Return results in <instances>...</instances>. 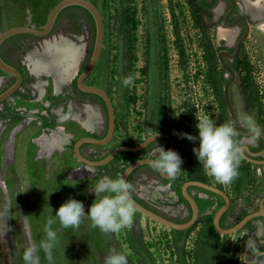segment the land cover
Listing matches in <instances>:
<instances>
[{
    "label": "rangeland",
    "instance_id": "obj_1",
    "mask_svg": "<svg viewBox=\"0 0 264 264\" xmlns=\"http://www.w3.org/2000/svg\"><path fill=\"white\" fill-rule=\"evenodd\" d=\"M58 1L0 0V32L15 25L42 27ZM90 1L102 16L104 37L98 62L86 82L109 93L116 112V128L108 143L87 144L83 153L97 159L119 144L127 141L139 143L150 133L165 130L172 134L175 150L182 159L181 177L191 169L193 175L223 188L235 198L253 197L256 201L259 194H248L246 190L251 191L259 177L264 180L260 164L242 157L240 167L243 170L259 167L256 172H261V175L253 173L249 181L244 180L240 185L235 180L227 185L220 184L205 174L193 153V148L199 147V140L189 141L179 135L188 133L198 137L197 117L206 116L217 125L221 122L220 105L208 80L201 34L195 25L189 0ZM221 1L218 4H221L222 12L214 11L209 19V34L215 47L226 45L233 49L242 24L228 26L223 22L225 1ZM237 1L234 14H249L250 30L241 42L239 56L226 59L235 72L229 86L230 99L239 124L249 130L245 122L248 117L264 133V18L251 14V10L253 13L263 11L264 0ZM62 35L83 46L74 78L71 81L65 78L71 91L78 71L87 63L93 48L95 26L87 13L65 10L47 38L19 35L21 53L27 55L36 49L41 51L43 41ZM21 59L24 61L21 70L25 79L21 90L28 98H21L15 109L20 117L9 119L10 113L0 119V264H24L25 248L33 243L39 245L44 237L43 227L47 218H55L62 203L70 198L76 199L83 203L87 213L96 198L90 187L105 176L117 178L114 166L121 172L126 160L138 157V153L121 152L114 164L101 167L87 166L76 158L72 151L75 139L84 135H101L106 130L107 115L96 98L95 106L80 100L68 102L64 108L56 106L63 114L56 125L68 136L62 148L42 154L36 139L42 134L50 135L58 128L43 127L33 110H46L44 103L57 96L52 91L51 77L43 76L50 81L46 85L45 97V85H30L35 71L31 70L26 57L21 56ZM246 64L251 69L257 90L258 101L254 104L247 101L244 92L242 79ZM128 76L132 77V83L126 86L123 81ZM216 77L224 87L229 74L220 63ZM131 97L135 99L130 101ZM86 106L97 109L96 123L87 121L83 111ZM71 112L78 118L75 119ZM81 121H85L86 126ZM229 121L235 128L230 115ZM124 124L128 128L127 133ZM236 132L234 139L238 145L242 141L255 140L258 143L257 136L245 137ZM144 153L146 151L141 152ZM153 184L141 179L140 175L133 178L136 195L144 204L158 210L161 205L157 202L158 191L152 187ZM143 186H148V190L142 189ZM192 191L201 215L186 230L169 228L139 211L134 215L132 227L119 233L104 234L99 228L91 227L87 215L78 228L63 229L57 222L53 228L57 231L59 243L53 249V264H104L111 249L126 254L128 264H241V253L250 238L239 243L235 235L214 230L212 218L223 202L222 197L200 187L194 186ZM178 209L176 212L168 208L163 210L168 215L185 218L189 212L186 201H181ZM36 255L39 264H49L43 250Z\"/></svg>",
    "mask_w": 264,
    "mask_h": 264
},
{
    "label": "flooded vegetation",
    "instance_id": "obj_2",
    "mask_svg": "<svg viewBox=\"0 0 264 264\" xmlns=\"http://www.w3.org/2000/svg\"><path fill=\"white\" fill-rule=\"evenodd\" d=\"M218 1L222 2L221 0H218ZM224 1H225L224 13H225L226 10L230 7V3L228 2V0H224ZM236 2H237L236 3V5H237L238 1L236 0ZM218 5L219 4H217L214 7V11ZM236 5H235V8H236ZM235 8H234V10H235ZM223 16H224V14H223ZM238 16H246L248 18L247 14H234V11H233L232 15H230V17H229V21L234 20ZM239 23L242 24V29H241V32L239 34V35H241L244 32V22H243V20L240 19L237 22V24H239ZM56 24H57V22H55L53 31L56 27ZM21 45H22V40L20 39L19 36H16V35H13V36L6 38L0 44V57L2 58V60L5 63H7L8 65L14 67L16 70H18L22 74V84H21L20 88L17 89L16 91H14L11 96L7 97L6 99H4L0 103V109H1L0 119H2L5 116V114H10V113L12 114V116L9 117V119L14 118V117H17V118L20 117V115H18L19 112L18 111L16 112L15 109L18 108L17 105L20 102L21 98H24V99L28 98V96L25 95L26 93L22 92V90H21L22 85L25 83L24 74L21 70V63L22 62L24 63V61L21 59V56L26 57V54L22 55V53H21ZM89 58H90V56H89ZM88 61H89V59H88ZM88 61H87V63H88ZM86 64L81 68V70L86 66ZM43 76L51 77L50 81L52 83V91L57 96V97H54L51 100L47 101V103H44L47 107L46 110H42V111H39L38 109L33 110L34 116H37L39 118V121L41 122V125L43 127H46V128H49L50 126L55 127V128L59 127L56 125V122L62 120L63 116H61V115H63V114H60L59 109H58L59 107H56V106H60L61 108H64V104H67L68 102H74L76 100H80L82 103H86L88 105H93L94 103H96V101L94 100L95 97H93V93H86L83 91L80 92L79 91L80 89L77 87L76 81H75L74 85L70 87L71 91H69L68 87H67V81L65 80L64 76L61 79H59L58 83L56 84L55 83L56 82L55 77L57 76V74L55 72H53V71H41L40 73L34 72V74H33L34 81L30 82V85L32 87H41V86L45 85L43 87V89L45 91L44 97H45V95H47V90H48L46 88V85H49L50 81L44 79ZM15 81H16V77L14 76V74H10L0 67V93L4 92L12 84H14ZM96 100H99V99H96ZM100 102L105 109L104 103L102 101H100ZM93 106H95V105H93ZM10 109H12L13 111H11ZM105 112H106V109H105ZM15 115H17V116H15ZM106 115H107V113H106ZM235 128H236V126H235ZM236 130H237V128H236ZM106 131H107V126H106V130L101 135H97V137L104 136L106 134ZM127 131H128V128L125 129V133H127ZM156 132H159V131H156ZM165 132H167V131H165ZM153 133H155V132H153ZM92 136H94V135H92ZM171 136H172V134H171ZM258 139L259 140H258L257 144H256L255 140L246 141L247 144L249 145L251 151H253V152H258L264 148V142L262 141L263 139L260 138L259 136H258ZM173 140H174V138H173ZM246 142L242 141L241 144L246 143ZM87 144H89V143H85L81 146L82 153H83L84 146ZM132 144H136V143H133L131 141H127V142H124L123 144H119V145H132ZM157 144L159 146L163 147L165 150L170 149L168 140L166 138H160V139H157V140L151 142L144 149H142L140 151H136L134 153H138L137 158L149 156L150 153H153L154 150L157 149ZM119 145H117V146H119ZM240 145H239V147H240ZM174 147H175V142H174ZM143 151H146V153L141 154V152H143ZM175 152H176V150H175ZM245 153L248 156H250L251 158H254L256 160L264 159V155H252V154H248L247 152H245ZM105 155H103L102 157H104ZM156 155H158V153H156L155 155H153L151 157L155 159ZM85 156H87V155H85ZM117 156L110 163L114 164ZM242 157L249 162H252L254 164H258V163L251 161V160H248L243 155H242ZM137 158H134L131 160H126L125 165H127L129 162H131ZM93 159H96V158H93ZM97 159H99V158H97ZM260 165L263 167V171H264V164H260ZM259 170H260L259 167L256 168L255 170L254 169L253 170H243L241 167H239V169H238L239 175L235 179V183L240 185V183L244 182V180L249 181L250 178H252L254 176L253 173H256L257 175L258 174L261 175V172H256ZM189 172H190V170H188L187 173L185 174V176H183V177H181L180 172H179L177 174V178L175 180H170L168 177H164L159 172L153 170V168L150 166V164H143V165L137 167L136 169H134L129 174L127 182H129L133 185V178L135 177V175H140L141 179H143L149 183H152V184L157 183L156 185L153 184L152 187H154L158 191L157 202L161 205L158 208V210L144 204L141 201V199L139 198V196L136 195L134 190L131 193L142 204H144L145 206L149 207L150 209L160 213L161 215H163V216H165L171 220H174L176 222H185L191 217L192 210H191L189 203L186 201V199L182 195L181 187H182L183 182L191 179ZM119 174H120V172L115 170V166H114V175L119 176ZM259 178L257 179V181H255L253 183V188L251 189V191L246 190V192L248 194H251V193H258L259 194V197H257L256 201H254L253 197L249 198V199H242L239 197L235 198L231 194H229L225 191L229 196L230 204L220 218V225L223 228H230V227L234 226L235 224H237L242 218H244L249 213L260 210L262 200H263V207H264V191H262V190H264V180L262 179L263 177H259ZM161 185L166 186V189L160 190ZM192 187H194V186L189 187V192H190V194L193 195ZM142 189L147 191L148 186H143ZM181 201H186L187 207L189 209V212L185 218H180V217H178V215L177 216H171V215H168L164 212L163 209H166V208H168L174 212L178 211L179 210L178 206H179ZM236 202L239 204H235ZM223 203H224V199H223V202L221 203V205ZM198 205H199V203H198ZM199 208H200V206H199ZM200 215H201V209H200ZM213 219H214V215L212 218V227L214 228ZM214 230H216V229L214 228ZM226 235H235L236 240L239 243L243 242L247 238H250L251 241H255V246L252 250H249L248 248H246V246L244 247V249L241 253V261H240L241 264H264V214H261L257 217L250 219L247 223H245V225L242 228H240L239 230L235 231L232 234H226Z\"/></svg>",
    "mask_w": 264,
    "mask_h": 264
},
{
    "label": "water",
    "instance_id": "obj_3",
    "mask_svg": "<svg viewBox=\"0 0 264 264\" xmlns=\"http://www.w3.org/2000/svg\"><path fill=\"white\" fill-rule=\"evenodd\" d=\"M219 2L220 1H218L216 4H218ZM228 2L230 3V7L224 13L223 22L228 26H236L237 22L241 19L244 22V32L238 36L235 46L232 51H230L229 48L226 45H224L225 48H221L217 52V57L219 59V62L222 64V66L227 70L229 74V77L224 85L223 93H224L228 111L231 115V118L233 119L234 125L236 126L237 130L243 136L251 137L254 135L250 134L249 130L243 128L239 124L234 108H233V105L231 103L230 94H229V86L235 78V72L226 62V59H234L236 55L238 54L240 50L241 42L247 37L249 33L250 22L246 16H238L234 20L229 21V17L230 15H232L237 2L236 0H228ZM70 5H79V6L84 7L86 10H88V12L91 14L94 20V26H95L94 43H93V48L90 54L89 61L82 70L78 71L76 78H75L77 87L83 92L93 93V94H97L98 96H100L103 100L106 113H107V131L104 136L97 137V136H92V135H84L74 140L73 145H72V151L74 155L76 156V158L87 166L101 167V166L109 164L121 152L140 151L144 149L147 145H149L151 142L157 139H160V138H166L169 142L170 150L175 151L174 140L171 134L165 131H159V132L149 134L139 143L132 144V145L116 146L112 150H110L104 157H101L99 159L89 158L82 153L81 146L85 143H89V144L108 143L113 138L114 133H115V128H116V112H115L114 104L112 102V99L109 93L100 86L88 84L86 82V79L92 73V71L94 70L98 62L101 49L103 46V37H104V24H103L102 16L98 8L90 0H59L51 8L47 16L46 22L42 27H35L34 25H15V26L8 27L7 29L0 32V44L6 38L16 35V34H31V35H35L38 37L47 38V36L52 34L56 19L59 13L61 12V10H63L65 7L70 6ZM260 22L261 21H258V23ZM62 37L69 38L65 35H62ZM0 67L8 73L14 74V76L16 77V81L14 82V84H12L4 92L0 93V103H1L4 99L11 96L14 91L20 88L22 84V74L18 70H16L14 67L5 63L1 57H0ZM257 130L260 134L259 137L264 140V133L259 129ZM240 148H241L242 155L245 158L255 163H258V164H264V159L256 160L254 158H251L245 153L247 152L248 154H252V155H264V148L258 152H253L251 151L247 143H242L240 145ZM150 158L154 159L152 157L146 156V157L137 158L129 162L124 167V169L120 172L119 176L127 180L129 174L134 169H136L137 167L143 164H150L149 163ZM162 176L167 177L166 175H162ZM191 186L200 187L204 190L213 192L221 196L224 199V203L216 210L214 214V219H213L214 228L216 229L217 232L221 234H232L235 231L242 228L245 225V223H247L250 219L257 217L261 214H264V207H263V200H262L260 210L249 213L244 218H242L237 224H235L234 226L230 228H223L220 225V218L230 204V199H229L228 194L225 192L224 189L216 185L210 184L206 181L197 180V179L186 180L185 182H183L182 187H181L182 195L184 196L186 201L189 203L191 210H192L191 217L185 222H176L150 209L149 207L145 206L140 201H138L132 195V193L130 194V198L133 200L137 211H139L141 214L157 222H160L163 225L168 226L169 228L177 229V230H185V229H189L190 227H192L197 222L199 215H200V208H199L198 202L194 198V196L190 194L189 192V187Z\"/></svg>",
    "mask_w": 264,
    "mask_h": 264
},
{
    "label": "clouds",
    "instance_id": "obj_4",
    "mask_svg": "<svg viewBox=\"0 0 264 264\" xmlns=\"http://www.w3.org/2000/svg\"><path fill=\"white\" fill-rule=\"evenodd\" d=\"M123 83L126 86L130 85L132 77H126ZM197 120L198 137L188 133L179 135L182 138L186 137L189 141L199 140V147L193 148V153L201 163L206 175L214 178L220 184L232 183L239 175L238 169L242 159L241 148L234 139L237 136L235 128L229 123L217 125L206 116L197 117ZM245 122L249 127L250 134L258 137L260 134L251 119L246 117ZM156 153L158 155L155 159H149L150 166L160 174L166 175L170 180H175L182 164L179 154L170 149L165 150L158 144L157 149L150 153L149 157ZM87 171L93 173L89 169ZM165 189L166 186H160V190ZM133 190V185L121 176L114 179L105 176L90 187V191L94 192L96 198L87 213H85L81 201L70 198L62 203L55 213V218H47L43 227L44 237L40 240L39 245L33 243L25 248L22 257L24 264H39V257L36 255L39 250H43L46 260L49 264H53V249L59 243L57 231L53 228L57 222L63 229L78 228L87 215L91 221L90 226L99 228L104 234L119 233L124 229H130L137 211L130 198ZM245 246L252 250L255 241L250 240ZM104 264H128V259L123 252L111 249Z\"/></svg>",
    "mask_w": 264,
    "mask_h": 264
},
{
    "label": "bare ground",
    "instance_id": "obj_5",
    "mask_svg": "<svg viewBox=\"0 0 264 264\" xmlns=\"http://www.w3.org/2000/svg\"><path fill=\"white\" fill-rule=\"evenodd\" d=\"M215 12H222L221 4H219L215 8ZM251 14L257 17L264 18V8L263 11L259 13H253L251 10ZM71 40L64 37H57L51 38V40L43 41V47H41V51H36V49L35 51H31L26 55L27 61H30L31 63V70H34L37 73L39 71L55 72L57 74V76L55 77L56 84L63 76L64 78H67L69 81H71L78 69L79 61L82 57L81 50L83 48L82 45H78L76 44L77 42L74 43ZM83 111L86 112L88 122L91 121L93 123H96L95 119L97 109L86 106L85 110ZM70 114H73V117L75 119L78 118V115L76 113L71 112ZM81 123L86 126L85 121H81ZM67 136V134L65 135L62 132V128H58L57 130L52 131L50 135L42 134L36 139V141L41 146V153L43 154L47 151L50 152L54 148H62L61 146L66 141Z\"/></svg>",
    "mask_w": 264,
    "mask_h": 264
},
{
    "label": "trees",
    "instance_id": "obj_6",
    "mask_svg": "<svg viewBox=\"0 0 264 264\" xmlns=\"http://www.w3.org/2000/svg\"><path fill=\"white\" fill-rule=\"evenodd\" d=\"M217 1L218 0H189L192 14L195 19V25L199 29L200 34H201L200 43H201L204 57H205L206 64H207L208 80L210 82L211 87L213 88V91L220 105V116H221L220 124H224V123L230 124V121H229L230 113L228 111L224 93H223L224 87L219 83L216 77L217 66H218V63H220L217 57V52L219 49L225 48V46L220 45V46L215 47L213 45L212 39L209 34V25H210L209 19L213 17L214 7ZM67 9H74L76 10V13L85 12L92 18L91 14L84 7L79 6V5H70V6L65 7L63 10H61V12L59 13L56 19V22L59 21L64 11ZM19 35H24V34H16V36H19ZM229 50L232 51L233 49L229 48ZM128 51H129V48L127 52ZM238 56L239 55L237 54L235 58H237ZM245 68H246V71L242 79L244 92H245L247 101L254 104L255 102L258 101L257 90L255 87V82L253 80L251 69L247 67V64ZM79 91L81 92V90ZM93 97L103 102L102 98L98 96L97 94H93ZM134 99H135L134 97H131L130 101ZM126 128L127 126L126 124H124V129ZM262 141L264 142V140ZM189 175L191 179L202 180L200 177L193 175L191 173V169H190Z\"/></svg>",
    "mask_w": 264,
    "mask_h": 264
}]
</instances>
